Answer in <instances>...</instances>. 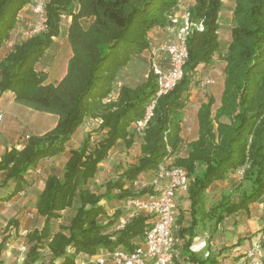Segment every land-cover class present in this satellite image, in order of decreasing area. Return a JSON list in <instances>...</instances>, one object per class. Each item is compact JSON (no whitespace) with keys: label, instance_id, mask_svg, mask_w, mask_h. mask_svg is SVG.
I'll list each match as a JSON object with an SVG mask.
<instances>
[{"label":"trees","instance_id":"obj_1","mask_svg":"<svg viewBox=\"0 0 264 264\" xmlns=\"http://www.w3.org/2000/svg\"><path fill=\"white\" fill-rule=\"evenodd\" d=\"M33 0H0V48L10 37L18 14ZM179 0H48L46 30L15 41L0 60V95L13 93L15 102L56 116L55 125L42 135H29L22 147H11L0 157V190L13 183L4 200L24 191L27 176L39 163L58 157L86 119L98 120L100 137L86 133L63 163L61 175L49 173L35 201L40 228L25 231L24 264H91L89 259L115 250L141 248L151 216L137 212L122 228L124 200L152 192L134 187L143 173H153L159 164L180 166L188 176L187 213L177 203L174 236L177 257L172 264H216L218 253L205 256L193 249L198 225L213 221L214 227L264 197V0H235L230 42L220 60L223 88L220 104L206 94L196 110L197 137L185 143L182 135L184 110L197 84L200 65L218 53V13L222 0H195L190 20L202 22L187 36L188 57L179 82L157 98L153 116L142 135L133 123L138 120L156 91V76L149 69L136 86L121 84L113 91L117 73L129 60L149 47L148 32L165 27ZM62 15L70 17L66 38L71 55L65 74L47 83V70L38 67L53 38L60 34ZM116 92L111 99L109 96ZM139 143V155L104 184L102 192L91 189L111 149L118 144L129 150ZM184 150V154L182 153ZM242 169L238 177L237 171ZM230 176L232 188L206 207V190ZM233 191V192H232ZM232 192V193H231ZM118 201L109 213L103 201ZM76 205L67 224L53 230L61 212ZM18 218L3 227L0 254L8 240L19 236ZM109 264V263H107Z\"/></svg>","mask_w":264,"mask_h":264},{"label":"rangeland","instance_id":"obj_2","mask_svg":"<svg viewBox=\"0 0 264 264\" xmlns=\"http://www.w3.org/2000/svg\"><path fill=\"white\" fill-rule=\"evenodd\" d=\"M194 2L195 0H193L192 4ZM17 19V25L13 30L12 37L16 36V38H21L23 37L22 32L26 31L29 24L35 22L36 20L34 12L31 10V6H27V8L21 10ZM68 21L69 16L62 15L60 34L57 36L58 39L53 43V46L51 45L48 48L47 52L38 64L40 69H44L49 72L48 76L50 80L56 76L55 73L57 71L59 72L63 69V62L69 55V45L66 40V26ZM220 38V49H223V38L222 36H220ZM54 47H56V49ZM150 57L151 56L148 58L149 61L147 63L148 66L146 71L145 69L143 71L145 74H147L150 69ZM208 67L209 68L207 69H205V67L198 68V81L192 89L193 91L190 95V102L184 110L182 128L185 131V143H187L188 140L194 136L193 130L195 131V126L197 125L196 110L199 103L206 100V94H212L214 96V108L220 104L219 98L223 88V68L221 64L219 65V63H215L214 66ZM141 68L142 66L135 70L134 74H137ZM117 78L118 77L116 76V79ZM207 80H209V82L205 83ZM140 81L141 79L136 77L135 82ZM113 87V91H116L115 83ZM114 96V94H111L109 97L113 99ZM33 112L36 111L33 110ZM48 117L49 116L45 117V119H47L46 121H49L50 125L56 121L55 116H52V120ZM12 121L13 120L11 119V122ZM42 121L44 122L45 120L39 116L38 122L40 123ZM98 123V120L86 119L78 129L77 133H75L71 140L67 143L65 151L61 155L43 160L41 165L37 166L39 172L33 170L30 173L31 175L27 176L28 184L23 192L12 197L10 200H4L3 196L12 190L13 183H10L7 186V189L3 188L0 190V239L4 234L2 232L3 227L10 218H18L21 233L17 239L8 240L7 244L1 251L0 264H24V257L27 249L24 240V230L27 231L29 229H33L34 227L40 228L43 222L42 218L35 213V201L38 193L42 189L45 177L49 173H55L58 175L62 174L63 163L69 155V150L78 146L86 133L91 132L92 140L100 137V132L96 129ZM138 155L139 143L133 145V147L127 151L123 145L116 146L111 150L106 161L101 164L98 174L90 182L91 189L96 192H102L104 190L105 182L116 176L128 163L134 162ZM112 163L115 164L114 167L111 166ZM230 186L229 180L228 185H225V187L222 188L224 190ZM230 188H232V186ZM228 189L229 188H227V190ZM117 202L118 201L116 200L111 202L103 201L104 205L109 209V213H112L116 208L118 205ZM75 208L76 205L74 204L72 207L62 211L60 218L53 222V230H57L59 224H67L71 216L74 214ZM233 220H235L236 223L231 225ZM227 221L231 228H224L222 226L221 233L218 234L217 240L219 242V246H225L226 249H231L232 246H234L233 249L229 250L230 253H233L234 255L235 260H233V264H264V200L262 203L252 205L248 213L240 212L236 215H232ZM229 231L231 232L232 240H234L235 235L237 236V243L231 244L233 241H229ZM48 254L49 253L46 251H43L40 261L36 264L46 262L49 256Z\"/></svg>","mask_w":264,"mask_h":264},{"label":"built area","instance_id":"obj_3","mask_svg":"<svg viewBox=\"0 0 264 264\" xmlns=\"http://www.w3.org/2000/svg\"><path fill=\"white\" fill-rule=\"evenodd\" d=\"M48 0H33L29 5L36 17L29 24L23 36H30L46 30L45 5ZM193 0H179L177 8L180 13L169 16V24L165 27L172 32L171 41L160 44L152 52L150 70L156 76V91L148 102L143 115L133 123L136 134L142 135L149 120L153 116V108L158 97L171 90L183 75V66L188 57L187 36L192 27L203 29L202 22L193 23L190 20L189 7ZM176 8V9H177ZM166 54L167 67L160 66L156 56ZM209 82V80L205 81ZM3 114L0 111V127ZM39 172V169L36 170ZM243 170L237 171L238 177ZM134 187H151L152 192L143 196L127 198L123 202L126 215L119 219L117 228H122L126 221L137 212H145L151 216L150 225L144 231V242L141 248L132 252L115 250L108 254L96 255L89 259L91 264H172L177 257L174 236L177 215V199L188 189V176L180 166L161 163L150 177L138 178ZM261 264V263H259Z\"/></svg>","mask_w":264,"mask_h":264},{"label":"crops","instance_id":"obj_4","mask_svg":"<svg viewBox=\"0 0 264 264\" xmlns=\"http://www.w3.org/2000/svg\"><path fill=\"white\" fill-rule=\"evenodd\" d=\"M234 3H235V0H222V6H221V9H220V11L218 13V17H217V22L219 25V28H218V48H219V51H218V53H216L213 56V59L211 60V62L209 64L202 65L200 67H202V68L205 67V69H207V68H209L208 66H214L215 63H219V65L221 64L222 68H224L225 63L219 59L218 54L222 55L226 51L228 44L230 42V26H231ZM25 8H27V7H25ZM25 8H23V9H25ZM180 10L181 9L177 8L171 14H173V13L178 14L181 12ZM69 21H70V17H69ZM69 21H68V23H69ZM68 23H67V25H68ZM66 29H67V26H66ZM220 36H222V38H223V43H222V45L224 46L223 49H220V45H219V42L221 39ZM148 38H149V47L140 55L132 57L129 60L128 64L126 66H124L118 72V74H117L118 78L116 79V82H115L116 91L118 90V87L121 84H126L129 86H136V85L140 84L141 82H143L146 78V74L143 71H144V69L146 71V68L148 66L147 63L149 61L148 60L149 56H151L150 58H152L153 50L156 47H158L160 44L171 41L173 39V34H172V32H170L167 29V27H153L148 32ZM18 39L19 38L18 37L16 38V36L15 37L11 36L10 40H8L6 42V44H4L3 47L0 48V60L10 50L11 45L15 41H17ZM57 39H58V37L53 38V42L51 44L52 46H53V43L55 41H57ZM54 48L56 49V47H54ZM47 50L45 51V53L47 52ZM70 55H71V50L69 47V55H68L67 59L63 62V64H64L63 69L60 70L59 72L57 71L55 73V75L57 77L55 76L52 79L53 82H52V80L49 79V76H48L47 81H46L47 83H54V82L58 81L65 74L67 61H68ZM156 57L158 59L160 66L165 69L167 67L166 54L160 53ZM137 65H139V66H137ZM141 66H142V68L137 72V74H134V71L137 70ZM48 75H49V72H48ZM136 77L140 78L141 81L135 82ZM222 79H223V76H222ZM192 91L193 90H191V92ZM114 95L116 96V92L114 93ZM0 111L3 114V120H2L1 127H0V157L5 150L10 149L13 146L16 148L22 147V145L25 142V139L29 135H42V134H44L47 130L51 129L55 125V122H56L55 121L50 125L49 121H46L47 119H45V117L49 116L48 118H50L52 120V116H54L53 114L45 113V112H37L36 110H35L36 112H33V109L31 110L30 108L15 102L13 93L8 92V91L3 92L0 95ZM39 116L42 119H44L45 121L44 122L42 121L39 123L38 122ZM11 119L13 120L12 122H11ZM195 123H196V121H195ZM78 129H77V131H78ZM185 130H186V128H185ZM77 131L75 133H77ZM181 135L185 141L186 136H185V131L183 128L181 130ZM193 135L194 136L191 139H189L188 142L196 139V137H197V125L195 126V131L193 130ZM119 145L121 146L122 144H118L117 146H119ZM111 150H110V152H111ZM110 152H109V154H110ZM182 153L184 154V150ZM42 162H43V160L39 163V165H41ZM114 165L115 164L112 163L111 166L114 167ZM28 175L30 176L31 174L29 173ZM151 175H152V173L147 172V173L141 174L139 178L147 179ZM229 180H230V185H231L232 182H231V179L229 176L223 182L218 181L206 190V194H205V196H206V199H205L206 200V203H205L206 207H209L212 203H214L216 200H218L220 198L221 194L223 192L227 191V188H229L228 190H231V188H230L231 186L225 188L224 190L222 188V187H225V185H228ZM263 200H264V197H263L262 201L259 203H262ZM177 203L181 209H185L182 212H184V214H186L187 213L186 209L188 208V205H189L187 193H183V194L179 195V197L177 199ZM259 203H254V204H259ZM254 204H252V205H254ZM251 206H250V208H251ZM230 217L231 216L226 218L222 224H219L216 227H214L213 221L204 220L203 222H201L197 227V234L193 239L192 249L198 255H201V256H205L208 253V251L213 250V252L219 254L217 256V263L216 264H233V260H235L234 255H233V253H230L229 250L233 249L234 246H232L231 249H229V248L226 249L225 246H219V242L217 240L218 234L221 233L222 226L224 228H231L228 224V221H227L228 219H230ZM234 223H236L235 220H233V223H231V225ZM18 232H19V235H21L20 226H19ZM24 233H25V230H24ZM231 237H232V235L230 232L229 241H233L231 244H235L238 242L237 241L238 238L236 235L234 236V240H232ZM227 251H229V252H227Z\"/></svg>","mask_w":264,"mask_h":264}]
</instances>
